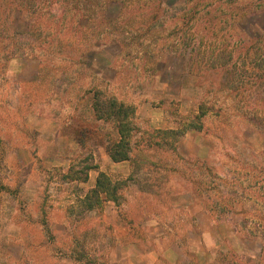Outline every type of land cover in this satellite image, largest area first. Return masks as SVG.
I'll list each match as a JSON object with an SVG mask.
<instances>
[{"label":"rangeland","instance_id":"obj_1","mask_svg":"<svg viewBox=\"0 0 264 264\" xmlns=\"http://www.w3.org/2000/svg\"><path fill=\"white\" fill-rule=\"evenodd\" d=\"M145 1L0 0V264H264V107L218 69L263 62L264 4L148 0L154 21ZM96 90L135 107L130 161ZM201 103V129L156 144ZM101 172L119 202L89 209Z\"/></svg>","mask_w":264,"mask_h":264},{"label":"trees","instance_id":"obj_2","mask_svg":"<svg viewBox=\"0 0 264 264\" xmlns=\"http://www.w3.org/2000/svg\"><path fill=\"white\" fill-rule=\"evenodd\" d=\"M120 1V0H119ZM123 2H126V0H121ZM146 2V3H145ZM143 6H151L150 12L153 16L152 20H157L156 18V8L159 7V4L154 3L151 1L149 3L148 0H146ZM259 4H253L251 3L247 4V7L245 6V9L252 10L253 12L256 11L258 6L264 4V0L258 1ZM234 9H231L230 13L227 15V18L234 17V10H236L238 7H233ZM191 19L187 21H183L184 26H187L189 24ZM178 29H180L178 27ZM259 46H255L254 48H258ZM237 48V45H236ZM235 48V50H236ZM234 50V51H235ZM232 53V52H231ZM255 54H258V50L255 51ZM221 58V61L225 59V56L219 57ZM264 58V57H263ZM231 59V57H230ZM250 60V55L246 57V60L242 63L240 61H237V63H233L232 65L222 64L221 61L218 60V69L223 68V71L226 72L227 76L230 74V77H226V83L225 88L229 90L231 93L234 92L237 96H240L242 100L246 103L243 105L251 107L254 103L253 108H256V111L259 110L264 105L260 104V99L250 100L249 98L254 95V92L259 94L260 88L264 85V60L262 63L253 62L251 64V67L248 66ZM221 63V64H219ZM222 66V67H221ZM211 68L215 69L217 68L216 63H212L210 66ZM247 73H250L251 81L246 82L245 78H242L243 75ZM246 75V76H247ZM248 84L250 87L247 88ZM253 86V88H252ZM248 91V92H247ZM91 107L95 113V116L98 120H103L105 122H111L115 125L117 128V134L118 139L115 141L107 144V152L111 159L115 162H122V161H130L132 158V140L136 133V131H139V127L135 121L136 118V110L134 105H129L128 103L120 100L116 96H106L102 91L96 90L94 94L91 97ZM242 107V108H243ZM214 107H209L205 103H201L199 105L198 114L195 116V118L180 128H171V129H164V130H158L155 133L156 137L161 138L162 140H166L165 143H156L157 145L161 146H169L174 148V140H177L179 137L185 134L187 129H201L203 126L202 119L208 114L210 109H213ZM218 114H221L220 109L218 110ZM264 119V117H262ZM250 120H252L255 124L262 126L264 124L258 121V117H249ZM87 132L80 133V138H78L79 144L83 147L85 145ZM154 137V136H153ZM146 139V138H145ZM151 141V140H149ZM148 142V141H147ZM151 143V142H149ZM120 190L119 184H116L108 175H106L104 172H101L99 177L96 181V186L89 192L90 196L88 195L85 203L87 207L94 208L97 205L100 206V203L106 202L108 200H112L116 203L119 202V196L118 191ZM261 220H264V217L261 218ZM264 258L261 257V260ZM261 261L258 262V264ZM223 264H230L223 263ZM250 264V263H248Z\"/></svg>","mask_w":264,"mask_h":264},{"label":"crops","instance_id":"obj_3","mask_svg":"<svg viewBox=\"0 0 264 264\" xmlns=\"http://www.w3.org/2000/svg\"><path fill=\"white\" fill-rule=\"evenodd\" d=\"M110 158H111V157H110ZM112 162L115 163V164H120V163H121V162H115V161H113V160H112ZM122 162H127V161H122Z\"/></svg>","mask_w":264,"mask_h":264}]
</instances>
